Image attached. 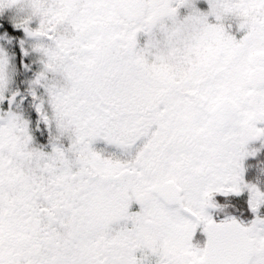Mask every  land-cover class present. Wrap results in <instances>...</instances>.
I'll return each mask as SVG.
<instances>
[{
  "label": "snow or ice",
  "instance_id": "6c2138e0",
  "mask_svg": "<svg viewBox=\"0 0 264 264\" xmlns=\"http://www.w3.org/2000/svg\"><path fill=\"white\" fill-rule=\"evenodd\" d=\"M0 264H264V0H0Z\"/></svg>",
  "mask_w": 264,
  "mask_h": 264
}]
</instances>
